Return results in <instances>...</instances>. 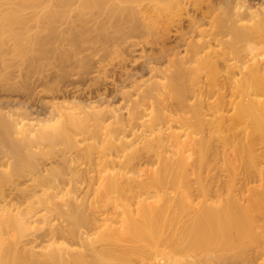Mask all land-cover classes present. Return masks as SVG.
Here are the masks:
<instances>
[{
	"label": "bare ground",
	"instance_id": "obj_1",
	"mask_svg": "<svg viewBox=\"0 0 264 264\" xmlns=\"http://www.w3.org/2000/svg\"><path fill=\"white\" fill-rule=\"evenodd\" d=\"M118 1L10 0L0 11V65L29 62L24 83L0 71V264H132L146 253L189 264L188 252L194 264H264V0H150L158 19H179L176 44L109 100L50 104L59 87L25 84L55 61L56 41H83L79 16L122 15L135 32L133 9ZM32 23L47 35L31 36ZM77 126L101 142L95 168L62 169L59 149L43 165L46 147L77 141ZM15 156L27 169L22 159L4 169ZM239 168L238 178L223 174Z\"/></svg>",
	"mask_w": 264,
	"mask_h": 264
},
{
	"label": "rangeland",
	"instance_id": "obj_2",
	"mask_svg": "<svg viewBox=\"0 0 264 264\" xmlns=\"http://www.w3.org/2000/svg\"><path fill=\"white\" fill-rule=\"evenodd\" d=\"M9 2L10 0H0V11H5L9 7ZM156 3L150 0H142L138 4L120 0L116 2L114 7L121 12L128 8L133 9L135 21L138 25L135 32L130 30L133 20L122 15L112 14L108 18L107 15L92 12L79 16L77 18L79 23L77 31L87 32L83 41L78 45L68 43L66 37L63 40L56 41L54 45L57 47L60 44L59 47L62 49L60 48V50L58 47L56 50L54 48L56 59L52 60L55 61H50V58H47L49 62L45 63L43 69L37 72L38 74L31 75L25 84L28 86L31 82L38 83L39 79H43L50 87L57 86L60 89L55 93V96L48 94L47 102L49 101L50 104L62 103L65 106H73L78 102H88L90 97H95L96 95H104V97L106 95L108 100L111 99L110 96L114 95L116 87L122 85V81L126 79L128 74L132 75V80H136L137 78L145 80L149 78V75L144 73L143 69L145 60L158 54L162 47L172 48V46H175L178 38L176 25L180 24L177 18L175 20L172 19L175 22L171 23L172 20L170 21L165 18L164 14H161V17L158 19L157 11H162L158 10L159 7ZM75 14L73 13L72 16L75 17ZM174 15L175 13L172 16ZM185 17V15H182L181 18L184 19ZM155 21H157L153 25L155 32L151 35L146 34L145 23L151 24ZM32 25L34 23L30 25L31 29L29 33L31 36L35 35L36 38L42 39V37L44 38L47 35V31L43 34V31L39 27L37 28L36 24L35 27ZM66 26V24H62L57 26V29L59 32L66 33V31H69V27L67 26V29ZM183 26H185V23H183ZM156 32H160L158 41L155 38ZM104 34H108L106 36L110 40H106L104 36L101 37ZM6 42L11 47L14 46L12 39L8 38ZM52 55L51 58H55V55L53 57ZM61 56L62 59L60 60ZM24 60L25 58L12 57L10 55L6 63L0 65V71L7 74L13 73L16 82L20 83L23 81L24 83L29 69V62L27 63V60ZM86 72L87 74H85ZM17 98H19V95ZM76 115L78 119L89 118L86 117V114L81 113L80 110H77ZM85 121H89V119H85ZM91 124L89 122L87 126ZM88 127L91 130V126ZM75 130H72L70 133L75 135L74 137L77 141L70 143L65 140L61 141V144L55 148L46 147L44 150L45 155L38 156V160L47 168H50L55 165V152L59 149L60 154L63 155L61 158L62 169L95 168V157L103 150L101 142L91 136L88 130L80 129L78 126ZM20 159L24 163L22 168L27 169V159L24 158L23 160V156H15V159H10L8 167L4 169H14L15 161H20ZM246 170L241 168L223 169V174L227 176V179L238 178ZM41 210L43 211V209ZM33 220L39 224L33 221V225L40 226L39 221H41V218L39 220V217H35ZM169 252V249H164L166 259L171 258ZM196 255L193 252H188L182 256L181 260L194 264L197 258ZM161 258L151 253H146L143 257H134L132 264H155Z\"/></svg>",
	"mask_w": 264,
	"mask_h": 264
}]
</instances>
